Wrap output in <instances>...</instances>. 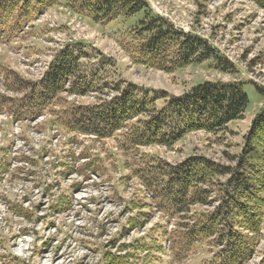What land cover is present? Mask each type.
<instances>
[{"label":"rangeland","instance_id":"rangeland-1","mask_svg":"<svg viewBox=\"0 0 264 264\" xmlns=\"http://www.w3.org/2000/svg\"><path fill=\"white\" fill-rule=\"evenodd\" d=\"M146 1L154 14L207 41L231 69L221 72L210 61L167 74L134 65L119 42L130 24H95L69 11L65 0H59L28 29L14 35L16 41L0 46V64L31 82L58 51L66 46L82 50L86 53L80 61L84 70L97 72L100 85L107 86L103 94L79 98L62 95L67 104L50 108L36 127L39 147L31 159H19L8 150L1 152L0 264H108L105 255H124L121 247L139 240L157 247L139 253L141 264L147 256L152 264H207L217 253L216 248L204 243L184 263L175 262L169 250L178 218L168 220L153 209L150 191L135 173L142 169L143 161L147 165L162 161L177 164L198 155L226 163L224 153L239 152L251 121L264 109V96L256 89H264V11L250 0ZM203 82L242 84L248 95L244 119L231 123L226 134L198 131L172 149L153 145L123 151L120 133L98 139L70 133L55 123V115L66 120L65 107L110 100L118 86L133 84L152 96L166 92L180 97ZM3 85L0 83V91L6 93ZM164 103L160 100L157 107ZM53 127L67 140L54 144L41 136ZM12 129V123L8 124L5 137ZM22 129L31 133L27 124ZM83 165L88 168L82 170ZM59 198L70 202L63 213L51 210ZM261 235L246 264H260L264 258V225ZM166 240L171 242L168 248Z\"/></svg>","mask_w":264,"mask_h":264},{"label":"trees","instance_id":"trees-1","mask_svg":"<svg viewBox=\"0 0 264 264\" xmlns=\"http://www.w3.org/2000/svg\"><path fill=\"white\" fill-rule=\"evenodd\" d=\"M250 1L264 11V0ZM59 3L0 0V44L12 42L26 24ZM65 4L72 13L95 24H130L119 42L134 65L167 74L210 61L221 72L231 69L207 41L154 14L146 0H65ZM85 56L84 51L66 46L54 55L43 78L35 82L0 64L6 88L20 95L0 96V111L5 108L16 121L31 122L52 107L66 105L62 95L103 94L107 86L100 85L99 74L85 71L80 64ZM256 89L264 96V89ZM114 91L110 100L65 107L66 120L55 115L56 123L70 132L98 139L120 133L123 151L153 145L172 149L194 132L228 133L231 123L244 119L249 105L242 84L235 83L203 82L180 97L166 92L152 96L133 84ZM160 100L165 103L159 109ZM224 159L226 163L192 155L177 164L154 161L156 164L147 165L143 161L142 169L135 173L150 191L153 209L168 220L178 218L169 250L175 262L184 263L204 243L217 249L207 264H246L256 251L264 225V109L251 121L239 152L224 153ZM85 168L88 165L82 170ZM66 200L59 198L51 210L63 213L70 206ZM24 214L30 218L29 212ZM156 248L139 240L122 246L124 255H105L104 259L108 264H141L139 253ZM142 264L152 261L147 256Z\"/></svg>","mask_w":264,"mask_h":264},{"label":"built area","instance_id":"built-area-1","mask_svg":"<svg viewBox=\"0 0 264 264\" xmlns=\"http://www.w3.org/2000/svg\"><path fill=\"white\" fill-rule=\"evenodd\" d=\"M24 148V150H26V148L24 146H22Z\"/></svg>","mask_w":264,"mask_h":264}]
</instances>
